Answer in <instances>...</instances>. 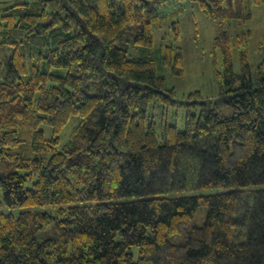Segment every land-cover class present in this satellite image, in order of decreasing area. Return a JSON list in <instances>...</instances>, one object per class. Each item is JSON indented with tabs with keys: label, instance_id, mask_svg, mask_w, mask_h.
Listing matches in <instances>:
<instances>
[{
	"label": "trees",
	"instance_id": "obj_1",
	"mask_svg": "<svg viewBox=\"0 0 264 264\" xmlns=\"http://www.w3.org/2000/svg\"><path fill=\"white\" fill-rule=\"evenodd\" d=\"M5 1L0 264H264V42L228 29L264 0ZM188 3L221 27L215 97L160 72Z\"/></svg>",
	"mask_w": 264,
	"mask_h": 264
},
{
	"label": "rangeland",
	"instance_id": "obj_2",
	"mask_svg": "<svg viewBox=\"0 0 264 264\" xmlns=\"http://www.w3.org/2000/svg\"><path fill=\"white\" fill-rule=\"evenodd\" d=\"M8 3V1L0 0V11L3 9V5ZM180 22L183 37L180 39L179 44L184 49V71L180 76L173 73L170 69H160V72L167 77L169 84L176 87L180 94L201 90L206 95L215 97L218 95V86L212 45L214 36L221 31V27L217 21L209 18L204 11L191 3L186 4L183 9ZM244 28L252 31L248 50L250 58L257 61L259 57L257 49L261 42H264V6L254 7L253 18L246 25L228 27L232 32ZM167 29L168 26H165L156 32L153 47L144 49L132 47L130 49L131 55L136 58L147 57L152 50L160 46V39ZM232 113V108L228 106H223L220 109L221 115L230 116Z\"/></svg>",
	"mask_w": 264,
	"mask_h": 264
}]
</instances>
